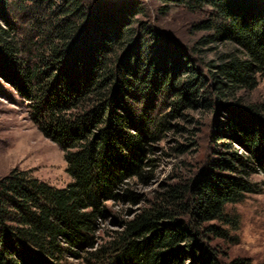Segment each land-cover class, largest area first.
Instances as JSON below:
<instances>
[{"label": "trees", "instance_id": "trees-1", "mask_svg": "<svg viewBox=\"0 0 264 264\" xmlns=\"http://www.w3.org/2000/svg\"><path fill=\"white\" fill-rule=\"evenodd\" d=\"M159 1L162 15L208 13L194 47L152 24L142 0H0V76L62 147L72 178L59 188L19 168L0 176V264H253L223 261L212 240L264 175V104L245 96L264 76V0ZM198 109L213 117L209 167L98 241L108 202L141 204L131 185L150 177L153 143Z\"/></svg>", "mask_w": 264, "mask_h": 264}, {"label": "rangeland", "instance_id": "rangeland-1", "mask_svg": "<svg viewBox=\"0 0 264 264\" xmlns=\"http://www.w3.org/2000/svg\"><path fill=\"white\" fill-rule=\"evenodd\" d=\"M152 24L173 41L187 50L196 45L204 32L195 31L194 24L208 17L206 11L189 12L174 8L169 15L159 13V0H142ZM193 58L205 56L191 53ZM206 58L213 55L207 51ZM201 67V66H199ZM205 70V69H204ZM252 103L264 104V76H258V84L245 95ZM184 116L171 121L185 127H175L164 132L162 139L154 142L152 165L147 168L150 177L132 182V189L141 195V204L108 202L110 216L101 221L96 235L104 243L110 235L121 229L120 221L129 217L131 211L149 205L153 198L168 185L185 180L209 167L213 150V117L205 110H183ZM186 129V130H185ZM185 146L181 151L180 146ZM67 161L62 147L47 137L30 114L29 101L5 78L0 76V176L13 168L28 171L33 177L56 187L67 186L72 178L67 171ZM257 190L247 193L242 201L227 206L231 223H216L227 235L214 238L213 245L221 259L227 263L235 259L264 264V175L251 176ZM214 237V236H212ZM66 264H88L84 258L67 256Z\"/></svg>", "mask_w": 264, "mask_h": 264}]
</instances>
